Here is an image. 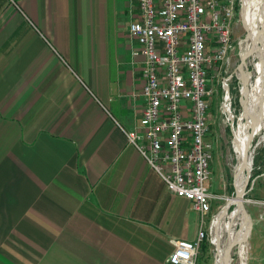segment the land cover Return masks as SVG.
Returning <instances> with one entry per match:
<instances>
[{
  "label": "crops",
  "instance_id": "obj_1",
  "mask_svg": "<svg viewBox=\"0 0 264 264\" xmlns=\"http://www.w3.org/2000/svg\"><path fill=\"white\" fill-rule=\"evenodd\" d=\"M137 12L0 0V264H168L172 240L195 239L199 213L125 134L144 106Z\"/></svg>",
  "mask_w": 264,
  "mask_h": 264
},
{
  "label": "built area",
  "instance_id": "obj_2",
  "mask_svg": "<svg viewBox=\"0 0 264 264\" xmlns=\"http://www.w3.org/2000/svg\"><path fill=\"white\" fill-rule=\"evenodd\" d=\"M236 1L138 0L137 16L128 25L139 43L134 53L143 58L144 106L139 125L125 131L126 137L168 189L189 200L201 217L195 239L172 240L168 264H193L200 243L211 232L204 217L218 198L209 191L213 144L207 138L209 102L216 89L207 73L213 64L219 72L230 62ZM209 39L215 44L211 53ZM230 77L220 79V110L233 132L237 115ZM248 200L264 206V200Z\"/></svg>",
  "mask_w": 264,
  "mask_h": 264
},
{
  "label": "bare ground",
  "instance_id": "obj_3",
  "mask_svg": "<svg viewBox=\"0 0 264 264\" xmlns=\"http://www.w3.org/2000/svg\"><path fill=\"white\" fill-rule=\"evenodd\" d=\"M238 1L245 34L238 40L239 62L234 72L242 103L232 139V150L237 161L233 173L234 195L227 198L226 211L221 207L211 222L210 237L215 247L213 264H224L228 243H232V248L236 249L238 264H246L250 218L244 213V196L238 193L246 178L241 157L246 149L248 126L251 125L253 130L252 139L264 128V0ZM230 206H233L232 210H229Z\"/></svg>",
  "mask_w": 264,
  "mask_h": 264
},
{
  "label": "rangeland",
  "instance_id": "obj_4",
  "mask_svg": "<svg viewBox=\"0 0 264 264\" xmlns=\"http://www.w3.org/2000/svg\"><path fill=\"white\" fill-rule=\"evenodd\" d=\"M233 49L232 56L229 64L225 68H221L219 72L215 70L213 64L208 68V82L213 86L216 91L211 97L208 108V133L207 138L212 141L213 144V157L210 163V180L209 191L217 194L218 198H214L211 201V209L204 217L206 229L211 223L214 215L220 210V208L226 203L228 197L234 195L233 188V173L234 166L236 164L235 154L232 150L233 132L226 126L223 119V114L220 110V102L222 97V91L220 90V79L223 76L231 74L230 77V92L232 105L235 107L236 119L234 120V128L237 125L238 116L242 109L241 98L238 101V89L239 82L235 76V67L239 62L238 57V40L242 39L245 34V28L241 22L240 17V4L236 1L234 6L233 17L231 19ZM214 43L211 39L207 41V52L211 53L214 49ZM251 69V65H249ZM252 158H251V170L250 180L246 194L244 195V209L248 211L252 218V231L251 236L248 237L247 242V254L246 264H251L249 258V252H253L254 248L250 247V244H255L257 239L264 241V234L262 238H259L258 230L264 227V217L262 210L264 207L257 205L248 198H260L264 200V128H262L252 139ZM254 145V146H253ZM262 196V197H261ZM233 206L229 207L232 210ZM258 230V231H257ZM208 230L207 237L200 243L193 264H213L215 256V247L211 242V234ZM262 249V247H261ZM232 260L230 264H238V255L235 247L232 248ZM264 250V249H262ZM248 256V257H247Z\"/></svg>",
  "mask_w": 264,
  "mask_h": 264
},
{
  "label": "water",
  "instance_id": "obj_5",
  "mask_svg": "<svg viewBox=\"0 0 264 264\" xmlns=\"http://www.w3.org/2000/svg\"><path fill=\"white\" fill-rule=\"evenodd\" d=\"M262 34L264 35V26L262 28ZM248 69H247V71H248ZM240 98H241V90H240V87H239V89H238V101H240ZM247 132H248V134H247V140H246V149H245V151H244V153H243V155L241 157V163L243 165V169L245 171L246 178H245V182H244L243 186L240 188L239 192L236 191V193L238 192L241 196H244L246 194V192L248 190L247 185L249 184V180H250V170H251L250 167H251V158H252L251 139L253 137V130L251 129V125L248 126ZM233 188H234V186H233ZM222 209H225V211H226L225 204L222 206ZM244 213L249 216V213H248V211H246V209H244ZM249 218H250V216H249ZM250 227H251V222H250V225H249V230H250ZM248 233H249V231H248ZM232 246H233L232 243L231 244H229V243L227 244L226 259H225L224 264H230V262L232 260V253H233L232 252L233 251L232 250Z\"/></svg>",
  "mask_w": 264,
  "mask_h": 264
}]
</instances>
